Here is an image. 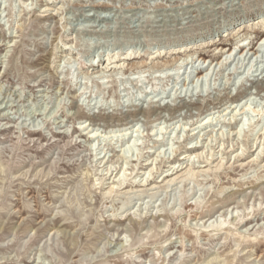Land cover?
<instances>
[{
	"label": "rangeland",
	"instance_id": "rangeland-1",
	"mask_svg": "<svg viewBox=\"0 0 264 264\" xmlns=\"http://www.w3.org/2000/svg\"><path fill=\"white\" fill-rule=\"evenodd\" d=\"M263 35L264 0H0V264H264Z\"/></svg>",
	"mask_w": 264,
	"mask_h": 264
},
{
	"label": "bare ground",
	"instance_id": "bare-ground-1",
	"mask_svg": "<svg viewBox=\"0 0 264 264\" xmlns=\"http://www.w3.org/2000/svg\"><path fill=\"white\" fill-rule=\"evenodd\" d=\"M100 7L101 5H97V6H95V7ZM101 8H102V6H101ZM106 8V7H105ZM48 10V9H47ZM264 39V35L260 38V40L256 43V49H255V47H254V41L253 42H250V43H248V44H245L244 42H243V44H241V43H239V42H237L236 43V45L237 46H235V48L236 47H238L239 48V54L241 55V57H243L244 56V59H246V57L248 56V54H249V52H252L253 53V55H255L257 58H258V55H259V53H261L263 50H262V47L264 46V42L262 43V45L260 46V47H257V45L259 44V42L260 41H262ZM259 46V45H258ZM228 48H225V49H221V51H220V58H219V60L216 62V66H215V68L218 66V65H220V66H223V65H225V63L228 61V57H226V58H224V56L227 54V53H229L230 51H233V49L232 48H229L228 50H227ZM225 50H227V51H225ZM182 52V51H181ZM230 53H233V52H230ZM228 55V54H227ZM226 55V56H227ZM230 55V54H229ZM232 55V54H231ZM132 57V55L128 58V57H125V58H123V59H120L119 61H118V64H116V65H114L113 64V67H121L122 66V60H129V59H132L131 58ZM230 57V56H229ZM137 57H134L133 59H136ZM250 58V57H249ZM198 59H201V60H203L204 61V63L206 62V59H204V58H201V57H199ZM197 59V60H198ZM116 61V60H115ZM115 61H112V62H109V64L107 65V67H110L111 66V64L113 63V62H115ZM213 62L214 61H211V64H213ZM125 63V62H124ZM98 67H100L99 65H98ZM123 67V66H122ZM214 68V69H215ZM199 70H198V76H199V78H201V77H203L204 75H206L205 73L208 71V68L206 69V70H204L203 69V66H201L200 68H198ZM210 70V69H209ZM209 72V71H208ZM207 72V73H208ZM92 137V136H91ZM194 147V146H193ZM199 148V147H198ZM258 149V148H257ZM256 149V150H257ZM255 150V151H256ZM198 151H199V149H195V150H193V152L191 153V155H194V153H198ZM187 155V154H186ZM183 156L182 158L183 159H187V158H190V157H188V156ZM152 164V163H151ZM180 166V165H179ZM178 166V167H179ZM149 168V167H148ZM147 168V169H148ZM176 168H175V166L173 167V168H170L169 169V171H167L166 173H165V177L162 179V181L161 182H165V181H167L170 177H171V179H169V180H172V177H173V175H175V174H178L179 172H181V170H177V171H174ZM121 181H122V183H123V180L121 179ZM217 231H224V232H226V230H227V227H224V223L223 224H221L220 226H219V228L218 229H216ZM229 231H230V227H228V233H229ZM240 237H245V235H240Z\"/></svg>",
	"mask_w": 264,
	"mask_h": 264
}]
</instances>
